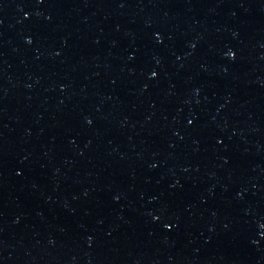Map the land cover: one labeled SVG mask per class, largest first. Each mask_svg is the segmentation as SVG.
Returning a JSON list of instances; mask_svg holds the SVG:
<instances>
[{
    "label": "water",
    "instance_id": "95a60500",
    "mask_svg": "<svg viewBox=\"0 0 264 264\" xmlns=\"http://www.w3.org/2000/svg\"><path fill=\"white\" fill-rule=\"evenodd\" d=\"M0 264H264V0H0Z\"/></svg>",
    "mask_w": 264,
    "mask_h": 264
}]
</instances>
